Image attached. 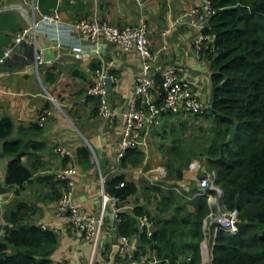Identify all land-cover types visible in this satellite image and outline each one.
Instances as JSON below:
<instances>
[{
  "label": "crops",
  "instance_id": "obj_1",
  "mask_svg": "<svg viewBox=\"0 0 264 264\" xmlns=\"http://www.w3.org/2000/svg\"><path fill=\"white\" fill-rule=\"evenodd\" d=\"M79 2L83 3V7L76 10L75 6ZM195 4L197 0H62L53 15L59 16L62 22L88 18L100 25L109 23L118 26L134 25L145 20L150 27L149 41L153 49L159 52L155 71L159 72L167 65L184 68L187 77L198 81L196 91L209 107L212 89L210 61L194 48L193 41L198 30L189 21L181 20L182 14ZM4 12L15 15L20 29L30 24L31 11L27 0H0V14ZM166 30L170 32L163 34ZM2 33L13 34L9 29ZM100 42L99 50H96L78 37L63 35L56 41L47 34H41L38 45L46 61L41 72L42 85L31 69L32 52L28 60L18 54L5 65H0V119L9 117L14 125L13 133L7 140L22 138L25 143L37 144L36 149L27 147V153L20 156L33 175L32 181L24 184L25 187L18 194L16 187H7L3 183L8 163L14 156L4 153L6 139L0 138V175L6 199V203L0 206V239L5 235L6 227L12 226L11 223L8 225L6 217L7 212L14 207L11 202L16 199L25 202L36 208V213L26 223L44 224L59 236L58 247L51 256L55 263L62 260H88L92 253V244L79 238L69 228L68 218L58 212L56 200L52 201L53 184L57 181L55 174L73 162L77 168L75 200L82 208L96 212L100 208L101 171L106 173L108 180L124 176L126 182L136 185L139 195L146 182L165 179V163L169 148L172 147L169 130L177 127V116H167L163 129L143 136L138 150L142 152V160L138 164L130 162L124 169H115L122 136L121 115L113 119L99 116L97 101L88 96L86 91L92 84L93 64L113 60L112 71L118 79L112 83L111 102L115 110L124 111L135 96V81L141 70V62L136 52L122 53L104 37H101ZM8 44L0 43V54ZM68 45H83L84 48L78 56L79 53L73 52ZM48 95L54 97L62 109L50 103ZM41 116L45 119L43 125L40 124ZM35 124L41 127L40 133H34L37 131L34 129ZM85 139L90 141L93 152L85 145ZM58 145L70 149L72 156L65 161L57 158L53 148ZM83 147L91 151L89 159H79V149ZM111 231L101 242V248L108 246L110 249L109 245L117 241L116 230ZM95 264L109 262L97 252Z\"/></svg>",
  "mask_w": 264,
  "mask_h": 264
},
{
  "label": "trees",
  "instance_id": "obj_2",
  "mask_svg": "<svg viewBox=\"0 0 264 264\" xmlns=\"http://www.w3.org/2000/svg\"><path fill=\"white\" fill-rule=\"evenodd\" d=\"M61 1L37 0V5L41 14L49 15L58 9ZM211 2L217 12L210 18L207 31L215 35L214 45L202 52L210 61L211 103L204 114L195 116L211 122L210 142L206 145L202 138H198L196 148L185 145L181 139L187 127L184 123L177 125L181 129V137L175 141L181 145L168 149L170 155L165 167L170 175L165 180H182L189 163L196 156L204 155L207 167L217 172V184L223 189V205L231 210L237 209L240 219L236 234L218 232L213 247V264H264V0ZM82 7L83 3L79 2L75 9ZM7 29L13 34L2 33ZM19 29L14 14H0L1 44L11 42ZM29 54L27 51V56ZM101 64L94 63L93 72ZM34 129L37 130L34 133H40L41 127L35 124ZM13 130L11 118L0 119V138L6 139L3 151L14 156L8 163L3 183L7 187H16L20 194L24 184L32 181L33 175L20 156L27 153V147L36 149L37 144L25 143L22 138L7 140ZM221 149L222 156L217 159ZM78 156L80 160L89 159L91 151L83 147L79 149ZM141 160L142 152L128 149L121 165L126 167L130 162L138 164ZM124 179L119 175L108 180L106 189L127 201L139 195V191L134 183ZM122 182L125 185L119 186ZM61 183L54 181L52 201L57 202L61 197ZM147 189L149 193L152 189L160 192L161 204L166 208L176 203L175 190H162L156 186ZM195 192L196 189L191 190V196ZM191 202L196 206L195 212L180 214L177 207V214L172 219L157 221L161 227L152 236H148L145 230H139L137 225V217L150 216L148 208L140 204L133 211L120 214L116 231L119 236L138 235L139 247L145 253L156 250L161 258H169L170 264H175L179 257L191 258L184 264H201L200 243L207 199L195 196ZM12 203L14 207L6 215L8 225L11 223L12 226L6 227L5 235L0 239V264H61L51 259L59 244L58 234L42 225L26 223L36 213L34 206L18 199Z\"/></svg>",
  "mask_w": 264,
  "mask_h": 264
},
{
  "label": "built area",
  "instance_id": "obj_3",
  "mask_svg": "<svg viewBox=\"0 0 264 264\" xmlns=\"http://www.w3.org/2000/svg\"><path fill=\"white\" fill-rule=\"evenodd\" d=\"M27 6L31 11L30 24L19 29L13 36L8 46L0 54V65H5L18 54L28 58L27 51L32 52L33 70L38 82L42 85V67L46 61L43 50L38 45V38L41 34H47L53 40L59 41L63 35L78 37L87 41L92 47L99 50L100 39L104 37L107 42L113 44L122 53L129 54L136 52L140 58L141 70L135 81V96L130 105L124 111H117L108 100L107 78L112 83L117 81V76L112 73L114 67L113 60H106L94 69L92 84L88 87L86 94L97 101L98 115L105 119H113L121 115L123 121L122 136L119 142V151L116 156V170L124 169L121 165L128 149L139 150L142 145V138L148 132L163 129L167 116L195 117L204 114L208 108L202 97L196 91L198 81L187 77L184 68L175 65H167L159 72L155 71V66L159 59V52H156L149 41V24L141 20L134 25H111L109 23L100 25L88 18L62 22L59 16L41 14L37 5V0H27ZM217 9L213 7L211 0H197V4L182 14L181 20H187L194 26L198 33L193 41L197 53L202 55L205 49H211L214 45L215 35L208 33L210 28V18L214 16ZM166 30L163 34L169 33ZM60 46V44H58ZM64 46V44H62ZM73 52L83 51L82 46H70ZM166 49V46H163ZM50 103L62 109L57 100L48 95ZM49 113V112H48ZM44 116H41L40 124H44ZM85 145L93 152L90 141L85 139ZM55 156L61 160L68 159L71 150L65 146L58 145L53 148ZM190 167L185 172L182 180H165L157 183L154 180L151 184L162 190H175L177 193L186 191L188 198L204 196L211 210L204 220V228L208 232V243L202 245L203 255L206 250L205 259L213 264V247L219 231L236 234L239 231V212L237 209H228L222 203L223 189L217 184V172L206 170L199 160H193ZM201 173V174H200ZM77 168L70 162L62 168L55 178L62 182V195L56 202L59 213L68 218L72 230L79 238L92 244L91 257L78 260H62L61 264H95V255L99 252L104 256L109 264H159L164 262L170 264L169 258H161L156 250L145 253L139 247L138 235L119 236L113 245L101 248V242L106 235L116 230V224L120 221V214L125 209L134 210L133 206L128 207L126 202L120 197L110 194L106 189L108 181L106 173L99 174V198L100 208L96 212H90L82 208L75 200V181ZM196 181L197 188L191 196L190 185ZM2 177L0 175V206L6 203L1 191ZM122 182L119 186H124ZM114 215V225L109 223V215ZM148 215L137 217L139 230H145L148 236L153 235L151 223L147 222ZM42 225L44 229L47 227ZM55 231V230H54ZM117 232V231H116ZM118 234V233H117ZM118 247L114 259L110 256L113 248ZM107 257L109 259H107ZM190 257H179L175 264L189 263Z\"/></svg>",
  "mask_w": 264,
  "mask_h": 264
},
{
  "label": "rangeland",
  "instance_id": "obj_4",
  "mask_svg": "<svg viewBox=\"0 0 264 264\" xmlns=\"http://www.w3.org/2000/svg\"><path fill=\"white\" fill-rule=\"evenodd\" d=\"M209 69L210 68L208 67V70ZM180 123H184V125H186V127H187V129L183 133V136L181 139V140H184L185 145H189L193 148L194 147L196 148L199 145V143H198L199 139L198 138H202L201 141L203 144H206V145L209 144L210 138H211V134H210L211 122L209 120H206L203 117L196 118V117H178L177 116L176 124L180 125ZM175 128H172L169 130V134L171 135V138H172L171 146L181 145L178 141H177V143L175 141L176 139H179L181 137V132H180L181 129L178 127H175ZM166 133H167V131H165V134ZM166 144L168 146L170 145V143H166ZM169 155H170V151H169ZM193 160H199L200 164L203 166V168H205L206 170H211L207 167L206 158L204 155L196 156ZM190 163L187 166V168H185L186 171L190 167V165H191ZM166 170L167 169L165 168V171ZM185 170H184V174H186L187 177L191 176V173L185 172ZM165 171H163V173H165ZM151 173L158 174V172H154V171H152ZM168 175H170V174L168 173V171H166L164 178L166 179V176H168ZM162 179L163 178L158 179L157 183L158 182L162 183V181H163ZM141 181L143 183V180H141ZM197 184L198 183H196V181H192V183L190 185L191 190L196 189ZM150 186H153V185L149 182H146L145 184H143V189L145 188L144 189L145 191L141 190L140 195L132 196L130 198V200L128 202H126V205L128 207L133 206V208H134L137 204H140V205H144L148 208L150 216H148L147 222L151 223V230L153 231V233L159 227H161V224L158 223L157 221L158 220L167 221V220L172 219V216L177 214V210H176L177 207H179L178 213L184 214V215H187L188 213H193L196 211V206L194 205L193 202H191V199L188 198V196H187V194H189V192H186V191L178 192L176 195V200H174L176 203L173 206H171L170 208H166L164 205L161 204V193L157 195V193L155 192L154 189H152L151 193H149V189L146 190V187H150ZM191 190H190V192H191ZM210 210H211V208L207 203V214L210 212ZM123 211H130L131 212L133 210H132V208L131 209H125L124 208ZM207 214L205 216H203V225H202L203 238H202L201 243H200V246H201L200 251L202 254V263L201 264H211L210 262L207 261V259H205L206 250L204 251V255H203V250H202V245L208 243V240H209L208 232L204 228V220L206 219ZM173 226H175V225H172L171 227H173ZM72 234L75 235L74 232H72Z\"/></svg>",
  "mask_w": 264,
  "mask_h": 264
},
{
  "label": "water",
  "instance_id": "obj_5",
  "mask_svg": "<svg viewBox=\"0 0 264 264\" xmlns=\"http://www.w3.org/2000/svg\"><path fill=\"white\" fill-rule=\"evenodd\" d=\"M102 48H103V47H102ZM102 48H101V50H103ZM107 87H108V100L111 102V98H112V81H111L110 78H107ZM220 147H222V146H220ZM221 156H222V149L220 150V154H219V156L217 157V159H220ZM99 200H100V199H99ZM99 200H98V201H99ZM108 215H109V219H110V224L113 226V225H114V215L111 214V213H108ZM118 250H119L118 247H114V248H113V252L111 253V260L114 259V255H115V253H116ZM213 260H214V257H213Z\"/></svg>",
  "mask_w": 264,
  "mask_h": 264
}]
</instances>
